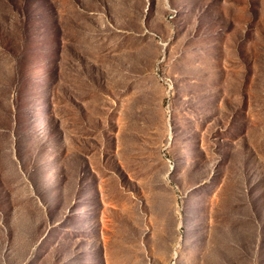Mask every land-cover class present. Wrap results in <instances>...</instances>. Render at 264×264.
I'll list each match as a JSON object with an SVG mask.
<instances>
[{
  "label": "rangeland",
  "instance_id": "374dc122",
  "mask_svg": "<svg viewBox=\"0 0 264 264\" xmlns=\"http://www.w3.org/2000/svg\"><path fill=\"white\" fill-rule=\"evenodd\" d=\"M0 264H264V0H0Z\"/></svg>",
  "mask_w": 264,
  "mask_h": 264
}]
</instances>
